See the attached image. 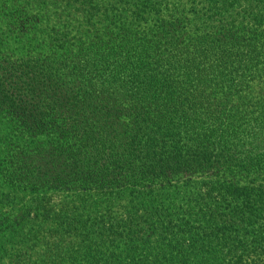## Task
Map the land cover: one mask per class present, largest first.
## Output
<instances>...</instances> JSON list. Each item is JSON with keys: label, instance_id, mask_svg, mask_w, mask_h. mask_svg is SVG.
Returning a JSON list of instances; mask_svg holds the SVG:
<instances>
[{"label": "trees", "instance_id": "obj_1", "mask_svg": "<svg viewBox=\"0 0 264 264\" xmlns=\"http://www.w3.org/2000/svg\"><path fill=\"white\" fill-rule=\"evenodd\" d=\"M0 264H264V0H0Z\"/></svg>", "mask_w": 264, "mask_h": 264}, {"label": "rangeland", "instance_id": "obj_2", "mask_svg": "<svg viewBox=\"0 0 264 264\" xmlns=\"http://www.w3.org/2000/svg\"><path fill=\"white\" fill-rule=\"evenodd\" d=\"M226 261H227V259H226ZM200 262H202V261L199 259V263H200Z\"/></svg>", "mask_w": 264, "mask_h": 264}]
</instances>
